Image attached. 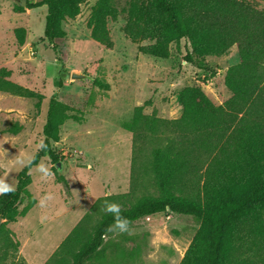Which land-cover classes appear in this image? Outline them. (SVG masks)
<instances>
[{
    "label": "trees",
    "instance_id": "trees-1",
    "mask_svg": "<svg viewBox=\"0 0 264 264\" xmlns=\"http://www.w3.org/2000/svg\"><path fill=\"white\" fill-rule=\"evenodd\" d=\"M88 1L29 0L26 8L15 5L14 10L21 14L47 6L45 39L56 48V42L67 35L64 24L76 19ZM119 16L112 0H98L87 23L91 38L113 50L108 23L117 22ZM15 33L24 46L26 30L18 28ZM123 33L133 43L150 42L139 46V52L157 59H168L170 46L185 40L189 63L194 57H222L233 46L240 62L226 72L231 97L219 106L201 87L191 86L179 94L180 118H160L144 114V106L135 108L123 128L133 135L134 152L152 146L149 175L157 194L136 202L134 189L120 196L129 202V207L119 209L121 217L129 225L164 213L198 222L180 264H264V11L246 0H131ZM9 77L6 69L0 70V92L43 103V94ZM77 112L56 98L49 100L42 141L47 147L19 172L15 190L0 195V215L5 220L0 264L10 260L26 264L17 256L21 244L8 225L36 205L29 190L31 172L45 158L59 163L53 144L60 141L67 121L82 120ZM9 131L17 134L20 127ZM99 209V204L93 206L46 264H96L104 258L115 217L104 212L92 224Z\"/></svg>",
    "mask_w": 264,
    "mask_h": 264
},
{
    "label": "rangeland",
    "instance_id": "rangeland-1",
    "mask_svg": "<svg viewBox=\"0 0 264 264\" xmlns=\"http://www.w3.org/2000/svg\"><path fill=\"white\" fill-rule=\"evenodd\" d=\"M97 1L89 0L76 19L64 24L67 35L54 48L45 39L47 6L18 14L14 2L0 0V70L6 69L13 83L45 96L38 104L0 92V178L16 187L27 165L18 161L31 159L40 149L51 98L76 108L82 118L67 121L60 141L53 144L60 170L49 158L32 170L34 208L8 225L21 244L17 256L26 264H46L93 206L100 209L93 213L92 224L105 212L106 201L121 209L129 202L119 197L133 189L134 202L157 194L149 175L152 146L134 152L133 135L123 128L136 107L144 106V114L177 119L182 115L179 94L186 87H201L217 106L231 97L225 76L240 62L237 46L222 57H194L192 63L185 40L170 46L166 60L142 55L139 46L150 42L136 44L123 33L131 0H112L120 16L108 23L114 42L109 50L91 38L87 24ZM246 1L264 11V0ZM18 28L26 30L24 46L18 43ZM72 72L85 78L73 80ZM16 125L20 131L10 132ZM41 167L52 174L44 176ZM46 193L53 199L41 208L38 201ZM199 227L194 219L171 213L145 218L130 224L129 232H112L104 258L96 264H180Z\"/></svg>",
    "mask_w": 264,
    "mask_h": 264
},
{
    "label": "clouds",
    "instance_id": "clouds-1",
    "mask_svg": "<svg viewBox=\"0 0 264 264\" xmlns=\"http://www.w3.org/2000/svg\"><path fill=\"white\" fill-rule=\"evenodd\" d=\"M47 146L40 142L38 145V148L44 149ZM19 163H25V164H31L32 160L29 158L24 161H18ZM44 176H50L52 173L48 171L46 168L41 167L40 169ZM15 189L14 187L6 181L5 178H0V195H5L10 192H13ZM53 199V195L51 193H46L41 197V199L38 201V204L41 208L47 207L48 202ZM104 211L107 213H112L115 217V223L109 227V231L116 232V233H126L129 232V220L125 217H121L119 213V205L114 202H105Z\"/></svg>",
    "mask_w": 264,
    "mask_h": 264
},
{
    "label": "water",
    "instance_id": "water-1",
    "mask_svg": "<svg viewBox=\"0 0 264 264\" xmlns=\"http://www.w3.org/2000/svg\"><path fill=\"white\" fill-rule=\"evenodd\" d=\"M11 1L14 2L16 5H18L20 7L26 8L29 0H11ZM71 78L73 80H82V79L85 78V75L80 74L78 72H72ZM60 165H61L60 162L56 164V167H57L58 170H60ZM4 222H5V220L0 215V230H1Z\"/></svg>",
    "mask_w": 264,
    "mask_h": 264
}]
</instances>
